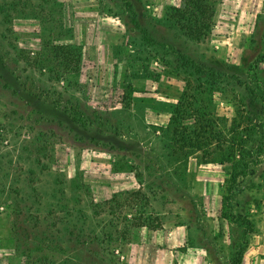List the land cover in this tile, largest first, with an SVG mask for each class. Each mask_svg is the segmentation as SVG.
Here are the masks:
<instances>
[{
    "label": "rangeland",
    "instance_id": "rangeland-1",
    "mask_svg": "<svg viewBox=\"0 0 264 264\" xmlns=\"http://www.w3.org/2000/svg\"><path fill=\"white\" fill-rule=\"evenodd\" d=\"M195 1L201 41L173 18L191 0H0V264H239L264 220V0Z\"/></svg>",
    "mask_w": 264,
    "mask_h": 264
},
{
    "label": "trees",
    "instance_id": "trees-1",
    "mask_svg": "<svg viewBox=\"0 0 264 264\" xmlns=\"http://www.w3.org/2000/svg\"><path fill=\"white\" fill-rule=\"evenodd\" d=\"M186 8H187L186 10L182 8H173L172 10L175 11L173 18L177 19L179 22H181L183 27L187 28V36H189L190 38L196 41H201L202 38H204L212 30L211 22H209L206 17L207 13L203 9L202 5H199L197 1L194 2V0H191V3L189 5L187 3ZM177 114L178 113H175L173 118H175ZM230 151L233 161H231L232 159L229 160L232 163V171H231V177L228 180L229 183L228 199L232 198L230 195L232 194L238 180L241 177H246L248 175L250 168V163L246 161L244 158L235 161L236 157L234 154V148H231ZM224 212L225 213L227 212L226 217L228 218L234 217V215L231 213L230 205H227L226 203H224L223 214ZM154 223L155 224L151 227L154 230H158L163 227V224L159 219H156ZM247 244L248 243L245 242L244 246L241 247V249L237 253L239 263L242 260Z\"/></svg>",
    "mask_w": 264,
    "mask_h": 264
},
{
    "label": "crops",
    "instance_id": "crops-1",
    "mask_svg": "<svg viewBox=\"0 0 264 264\" xmlns=\"http://www.w3.org/2000/svg\"><path fill=\"white\" fill-rule=\"evenodd\" d=\"M228 12H230V9L227 10V13ZM239 20L241 21V19ZM262 68L264 70V62L262 63ZM151 114L152 113H147L146 115H151ZM207 197H209L211 200L214 199L215 203H221L222 197L218 192L215 193V191H213L211 195L209 193ZM263 217H264V212H263ZM257 227H258V230L251 234L249 243L247 244L246 250L239 264H264V220L263 219L258 224ZM178 232L181 233L182 229L180 228L179 231H175V233H173V235L169 238V241H168L169 247H171L172 246L171 244L175 242V238L173 236L174 234ZM208 260L212 264H215V260L211 258H209Z\"/></svg>",
    "mask_w": 264,
    "mask_h": 264
}]
</instances>
